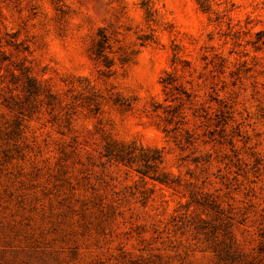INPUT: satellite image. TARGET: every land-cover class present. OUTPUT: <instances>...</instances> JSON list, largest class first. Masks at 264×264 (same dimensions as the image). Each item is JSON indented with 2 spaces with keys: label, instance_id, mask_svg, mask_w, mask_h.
<instances>
[{
  "label": "rangeland",
  "instance_id": "obj_1",
  "mask_svg": "<svg viewBox=\"0 0 264 264\" xmlns=\"http://www.w3.org/2000/svg\"><path fill=\"white\" fill-rule=\"evenodd\" d=\"M204 1L155 41L154 83L113 82L105 55L120 27L154 40L120 24L135 7L77 64L71 38L111 0H0V264H264V0ZM109 138L157 148L173 186L108 161Z\"/></svg>",
  "mask_w": 264,
  "mask_h": 264
},
{
  "label": "clouds",
  "instance_id": "obj_2",
  "mask_svg": "<svg viewBox=\"0 0 264 264\" xmlns=\"http://www.w3.org/2000/svg\"><path fill=\"white\" fill-rule=\"evenodd\" d=\"M140 0H111L108 3V11L104 13L103 16L97 19V22L90 26L92 31L89 32L87 28L77 32L73 35L70 41L69 51L75 57V63L77 64H88L87 56L82 55L84 52V47L90 43L92 38L99 40L100 37L96 36L95 33L97 30L101 28L107 27V20L112 18V13L122 7L124 4L128 5V9H132L135 7V11H128V15L133 17L132 20H128L127 17L121 19L120 24L131 23L133 25L134 31H136V25L139 24L141 29L145 34L151 32L154 35L153 41H147L146 47L140 48L139 42L132 46V48L138 49V53H133L132 48L128 47L129 40H125L124 38V31L125 29L120 27L118 28V33L116 36L109 41L112 44L111 50H106L105 55L109 57V59H113L116 63L113 65L110 71L116 73V79L113 82H118V80H125V79H132L135 77L136 79L143 81V77L146 75H150L154 77L153 82L158 80L160 76L164 73L160 71V69L165 68L166 65L160 63L156 66L154 73H148L146 68L144 67L147 65L148 67H152L149 64V57L152 54V50L157 47L155 43L156 40H159L162 44H168V34L169 32L166 31L167 26L172 23L175 24L177 18L186 19V17L195 18L198 14L197 9L198 5L196 0H150L148 7L145 9L139 8ZM151 10L153 13L151 18H147V12ZM158 10V11H157ZM89 15H95L92 12L88 13ZM203 19V17H201ZM186 22H190L187 21ZM179 26L177 25V29ZM175 31V30H169ZM183 31H188L187 28L183 29ZM108 34V33H106ZM130 40H135V35L129 33L128 34ZM119 40L117 43L116 41ZM127 50L125 51H118L121 49V46ZM123 55H131V59L129 60L128 64L121 65L120 64V57ZM155 58V57H153ZM139 63H136V62ZM170 71V69H168ZM128 72V76L125 77L124 73ZM87 74V73H84ZM160 87L157 86L156 89L153 91L152 95H156L160 91ZM140 95H144L143 92L139 93ZM164 96L161 93L158 96V102H163ZM139 107H143V105H139Z\"/></svg>",
  "mask_w": 264,
  "mask_h": 264
},
{
  "label": "trees",
  "instance_id": "obj_3",
  "mask_svg": "<svg viewBox=\"0 0 264 264\" xmlns=\"http://www.w3.org/2000/svg\"><path fill=\"white\" fill-rule=\"evenodd\" d=\"M201 7L208 9L204 0H198ZM164 87L169 88L171 95L173 92L172 82L169 75L163 78ZM30 86L33 84L30 82ZM103 155L110 162L135 168L141 175L149 176L152 180L167 186H173L174 178L165 172H159V165L163 162L162 153L157 148H145L135 143H126L109 138L105 144ZM153 171L154 174H150ZM198 201V200H196Z\"/></svg>",
  "mask_w": 264,
  "mask_h": 264
}]
</instances>
